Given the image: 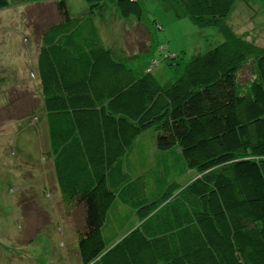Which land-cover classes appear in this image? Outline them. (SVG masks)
<instances>
[{"label":"trees","instance_id":"obj_1","mask_svg":"<svg viewBox=\"0 0 264 264\" xmlns=\"http://www.w3.org/2000/svg\"><path fill=\"white\" fill-rule=\"evenodd\" d=\"M104 1L86 0L75 17L57 1L59 20L36 42L39 111L61 203L83 211L81 263L264 264V47L226 23L236 0H176L224 41L167 89L149 72L134 76L127 63L139 54L103 43L94 17ZM113 1L150 41L157 23L142 0ZM10 3L0 0V10ZM135 214L138 224L120 236Z\"/></svg>","mask_w":264,"mask_h":264},{"label":"rangeland","instance_id":"obj_2","mask_svg":"<svg viewBox=\"0 0 264 264\" xmlns=\"http://www.w3.org/2000/svg\"><path fill=\"white\" fill-rule=\"evenodd\" d=\"M57 1L10 0L0 10V264H82L77 229L83 211L68 213L61 203L34 76L37 38L59 20ZM64 1L71 16L88 10L86 0ZM142 2L157 23L150 28L152 42L119 16L113 0H105L94 17L108 48L139 54L127 63L136 78L149 72L156 85L167 89L189 62L224 41L218 27L194 25L176 0ZM226 23L237 36L264 47V0H236ZM194 176H181L177 185ZM139 219L132 216L118 234Z\"/></svg>","mask_w":264,"mask_h":264}]
</instances>
